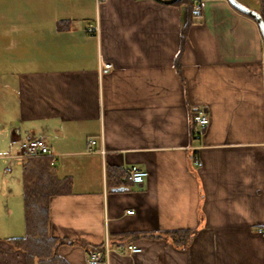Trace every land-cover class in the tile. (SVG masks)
I'll return each instance as SVG.
<instances>
[{
	"label": "crops",
	"instance_id": "obj_1",
	"mask_svg": "<svg viewBox=\"0 0 264 264\" xmlns=\"http://www.w3.org/2000/svg\"><path fill=\"white\" fill-rule=\"evenodd\" d=\"M201 1L196 19L154 0H0L3 158L46 140L52 155L34 159L68 182L48 210L69 264L125 234L144 252L110 264H264V40L227 0ZM238 2L264 19V0ZM131 168L149 173L142 185L122 182ZM182 230L176 246L168 233Z\"/></svg>",
	"mask_w": 264,
	"mask_h": 264
},
{
	"label": "trees",
	"instance_id": "obj_2",
	"mask_svg": "<svg viewBox=\"0 0 264 264\" xmlns=\"http://www.w3.org/2000/svg\"><path fill=\"white\" fill-rule=\"evenodd\" d=\"M191 0H183L177 5H188L189 13L193 17ZM24 189V219L25 231L20 237L5 239L12 249L20 251L25 257L26 264H69L58 254L60 246L66 239L53 237L49 204L52 197L67 191V181L55 178L49 164L31 158L22 166ZM176 246H186L190 240L189 231H174L168 233ZM139 235L125 234L122 243L135 240ZM146 236V235H145ZM150 238H162L161 235H148ZM1 240V239H0ZM104 245L89 249L90 254L101 251Z\"/></svg>",
	"mask_w": 264,
	"mask_h": 264
},
{
	"label": "built area",
	"instance_id": "obj_3",
	"mask_svg": "<svg viewBox=\"0 0 264 264\" xmlns=\"http://www.w3.org/2000/svg\"><path fill=\"white\" fill-rule=\"evenodd\" d=\"M103 0H96L97 5H99ZM192 1V15L194 18L199 19L202 17V1L201 0H191ZM99 26L90 24L87 28V32H95L98 33ZM264 55V50H263ZM112 68L111 64L102 63L100 64V70H109ZM210 124V120L208 116L202 110H198L195 112L193 117V135L196 139H200L202 137L204 129ZM15 144V141L12 142ZM89 145L94 146L96 145V141H90ZM19 152L18 153H9L5 156L6 159L10 161V167L7 168L8 173L13 172V164L16 161L26 158H38L43 156H50L52 155V151L47 144L46 140L43 138H34V137H27L26 139L22 140L19 143ZM194 164L197 167H201L203 163L200 160H195ZM149 173L147 171H140L135 168H131L127 170L126 176L124 177V183H134L136 185H142L148 178ZM127 214L133 215L134 211H127ZM260 232H264L263 229ZM111 243L107 241L104 245V249L101 251H95L90 254L87 260V264H110L111 256L114 254L121 256H128L133 257L136 255L143 254V248L139 247L135 244L130 242L128 243H119L115 246L110 245Z\"/></svg>",
	"mask_w": 264,
	"mask_h": 264
},
{
	"label": "rangeland",
	"instance_id": "obj_4",
	"mask_svg": "<svg viewBox=\"0 0 264 264\" xmlns=\"http://www.w3.org/2000/svg\"><path fill=\"white\" fill-rule=\"evenodd\" d=\"M4 98V94L0 93V119L9 117L6 108L2 105V99ZM1 140L3 141L2 136L0 137V142ZM5 148V143H0V238L4 240L10 237L20 236L25 230L23 223L25 221L24 211H22L23 199L19 196L17 190L20 186H18V180L21 179V167L19 162L16 161L13 172L8 173L7 168L11 166L9 164L10 161L4 159L3 156L8 152L9 146ZM1 246L2 243H0V248ZM13 263L14 262L9 261L8 256H0V264Z\"/></svg>",
	"mask_w": 264,
	"mask_h": 264
},
{
	"label": "water",
	"instance_id": "obj_5",
	"mask_svg": "<svg viewBox=\"0 0 264 264\" xmlns=\"http://www.w3.org/2000/svg\"><path fill=\"white\" fill-rule=\"evenodd\" d=\"M154 1L159 2L160 4L162 3L164 5H176L182 2L183 0H154ZM227 1L234 9L253 18L257 22L261 35L264 40V19L261 13L248 8L247 6L243 5L241 2H238V0H227ZM125 190H127L125 187H121V188L113 189V192H123Z\"/></svg>",
	"mask_w": 264,
	"mask_h": 264
}]
</instances>
